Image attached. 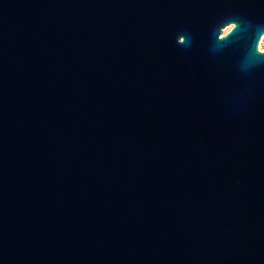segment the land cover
I'll return each instance as SVG.
<instances>
[{"label":"water","instance_id":"1","mask_svg":"<svg viewBox=\"0 0 264 264\" xmlns=\"http://www.w3.org/2000/svg\"><path fill=\"white\" fill-rule=\"evenodd\" d=\"M256 26L264 0H0V264H264Z\"/></svg>","mask_w":264,"mask_h":264},{"label":"clouds","instance_id":"2","mask_svg":"<svg viewBox=\"0 0 264 264\" xmlns=\"http://www.w3.org/2000/svg\"><path fill=\"white\" fill-rule=\"evenodd\" d=\"M237 27L236 23H230L227 27L223 28L220 39L227 37ZM254 39L258 41V44H254V49H249L246 59L250 64L258 65L264 63V28L256 26L254 29Z\"/></svg>","mask_w":264,"mask_h":264}]
</instances>
